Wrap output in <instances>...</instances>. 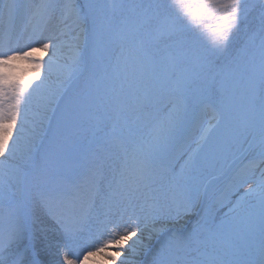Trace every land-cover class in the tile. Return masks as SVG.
<instances>
[{
	"label": "snow or ice",
	"instance_id": "snow-or-ice-1",
	"mask_svg": "<svg viewBox=\"0 0 264 264\" xmlns=\"http://www.w3.org/2000/svg\"><path fill=\"white\" fill-rule=\"evenodd\" d=\"M201 106L214 140L192 135ZM234 167L255 187L218 219L209 189ZM99 253L264 264V0H0V264Z\"/></svg>",
	"mask_w": 264,
	"mask_h": 264
},
{
	"label": "rangeland",
	"instance_id": "rangeland-1",
	"mask_svg": "<svg viewBox=\"0 0 264 264\" xmlns=\"http://www.w3.org/2000/svg\"><path fill=\"white\" fill-rule=\"evenodd\" d=\"M250 3H259V0H249ZM255 15V13H253ZM28 31H31L29 27ZM25 37L20 40L21 49L28 43L27 39L24 41ZM38 56L43 57L45 60L48 59V56L45 53L40 52L37 54ZM50 55V53H49ZM72 55L71 49L65 48L62 53L61 64H63L68 58ZM17 63V71L19 74L24 75L26 78L32 75L31 66L27 62L18 61ZM43 75V74H42ZM224 119L223 116L219 115V113L213 109L211 106H201L200 109L196 113V122L192 129L193 137H198L200 132L205 129H211V139H216L223 131H224ZM247 163V161H244ZM238 167H243L242 164L238 165ZM238 167H234L231 171H228L227 168L223 172L217 171L215 175H217V179L212 182L210 186L209 192L210 195H214V197L221 201L214 210V214L218 219L223 218L226 213L229 212V209L232 208L241 197H244L245 192L248 190L249 186L255 187L254 182H250L249 184L237 185L233 181V176L235 175ZM246 204H256L257 196L250 195L245 197ZM147 243V241H145ZM83 247V246H82ZM85 251H89V249L84 245ZM112 250V249H110ZM84 254V253H83ZM82 255V254H81ZM105 255H100L98 263L105 262Z\"/></svg>",
	"mask_w": 264,
	"mask_h": 264
},
{
	"label": "bare ground",
	"instance_id": "bare-ground-1",
	"mask_svg": "<svg viewBox=\"0 0 264 264\" xmlns=\"http://www.w3.org/2000/svg\"><path fill=\"white\" fill-rule=\"evenodd\" d=\"M28 32H25L24 34V41L27 39ZM23 37V38H24ZM106 239H108L107 233L100 236H92L89 238L87 235H85L78 243L75 251L80 253V258H82L83 253L86 254L87 251L84 249V245L89 249V251H94L95 247H99ZM83 246V247H82ZM114 250V249H112ZM110 249H105V252L112 251ZM82 254V255H81ZM105 255L104 253H99L94 255L93 257H90V264H105V262L98 263L100 255Z\"/></svg>",
	"mask_w": 264,
	"mask_h": 264
}]
</instances>
